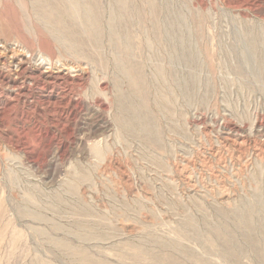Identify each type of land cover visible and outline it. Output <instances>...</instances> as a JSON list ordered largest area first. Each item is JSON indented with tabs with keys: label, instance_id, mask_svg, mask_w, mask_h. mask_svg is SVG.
Here are the masks:
<instances>
[{
	"label": "rangeland",
	"instance_id": "1",
	"mask_svg": "<svg viewBox=\"0 0 264 264\" xmlns=\"http://www.w3.org/2000/svg\"><path fill=\"white\" fill-rule=\"evenodd\" d=\"M91 1L82 57L0 37V264H264V0Z\"/></svg>",
	"mask_w": 264,
	"mask_h": 264
},
{
	"label": "bare ground",
	"instance_id": "2",
	"mask_svg": "<svg viewBox=\"0 0 264 264\" xmlns=\"http://www.w3.org/2000/svg\"><path fill=\"white\" fill-rule=\"evenodd\" d=\"M119 1L123 2V0ZM27 6L37 17L38 22L36 24L26 20V13L24 11L25 15L22 13V10H25ZM10 16L13 24L11 23L10 27H5L3 25L4 20ZM11 18L9 19L11 20ZM14 18H19V21L18 19L15 20V24ZM101 23L100 9L91 0H0V37L12 40L15 34L17 40H12V42L24 49L29 47L41 51L50 48L52 41L65 52L82 57L79 54L91 48L93 43L103 36ZM113 23L114 20L109 18L107 22L108 32H112V37L117 40L112 43L115 49L119 50L117 53L118 61L121 62V58L125 61L127 56L131 59L132 45L123 34L117 37L113 35Z\"/></svg>",
	"mask_w": 264,
	"mask_h": 264
}]
</instances>
